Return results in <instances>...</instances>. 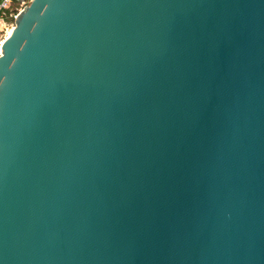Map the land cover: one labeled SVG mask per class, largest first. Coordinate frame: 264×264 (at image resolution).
<instances>
[{"label": "water", "instance_id": "water-1", "mask_svg": "<svg viewBox=\"0 0 264 264\" xmlns=\"http://www.w3.org/2000/svg\"><path fill=\"white\" fill-rule=\"evenodd\" d=\"M0 38V264H264V0H30Z\"/></svg>", "mask_w": 264, "mask_h": 264}, {"label": "built area", "instance_id": "built-area-1", "mask_svg": "<svg viewBox=\"0 0 264 264\" xmlns=\"http://www.w3.org/2000/svg\"><path fill=\"white\" fill-rule=\"evenodd\" d=\"M30 0H0V27L19 12Z\"/></svg>", "mask_w": 264, "mask_h": 264}, {"label": "rangeland", "instance_id": "rangeland-1", "mask_svg": "<svg viewBox=\"0 0 264 264\" xmlns=\"http://www.w3.org/2000/svg\"><path fill=\"white\" fill-rule=\"evenodd\" d=\"M13 25H14L13 19L10 18V20H8L6 23L3 24V26L0 27V38L3 35L6 37L8 31H10Z\"/></svg>", "mask_w": 264, "mask_h": 264}, {"label": "bare ground", "instance_id": "bare-ground-1", "mask_svg": "<svg viewBox=\"0 0 264 264\" xmlns=\"http://www.w3.org/2000/svg\"><path fill=\"white\" fill-rule=\"evenodd\" d=\"M10 31H11V29H10ZM10 31H8L7 35L10 33ZM7 35H6V36H7Z\"/></svg>", "mask_w": 264, "mask_h": 264}]
</instances>
